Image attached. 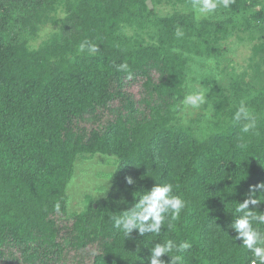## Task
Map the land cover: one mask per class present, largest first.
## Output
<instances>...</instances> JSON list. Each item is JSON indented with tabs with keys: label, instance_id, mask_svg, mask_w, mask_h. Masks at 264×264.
<instances>
[{
	"label": "trees",
	"instance_id": "1",
	"mask_svg": "<svg viewBox=\"0 0 264 264\" xmlns=\"http://www.w3.org/2000/svg\"><path fill=\"white\" fill-rule=\"evenodd\" d=\"M147 1L0 0V264H142L165 238L191 243L183 264H247L228 225L245 193L264 183V0H234L200 20L191 0H151L174 7L164 15ZM49 26L56 30L35 45ZM232 37L253 42L244 68L226 58ZM84 39L100 51L79 54ZM196 57L226 65L200 74L207 103L184 122ZM125 61L131 80L116 71ZM241 99L257 134L232 123ZM97 153L116 161L109 191L70 214L76 161ZM157 181L186 200L179 220L160 236L124 237L111 216Z\"/></svg>",
	"mask_w": 264,
	"mask_h": 264
},
{
	"label": "clouds",
	"instance_id": "2",
	"mask_svg": "<svg viewBox=\"0 0 264 264\" xmlns=\"http://www.w3.org/2000/svg\"><path fill=\"white\" fill-rule=\"evenodd\" d=\"M234 0H191V10L196 20L207 18L215 14L218 9L230 8ZM184 35L182 29L177 27L176 36ZM100 51V46L88 39L79 43L77 52L87 53L90 56L96 55ZM213 63V61H209ZM116 71L127 73V78L132 79V72L129 64L125 61L116 65ZM219 79V77H217ZM207 90L199 89L188 92L181 101V110H198L207 103ZM211 118V114H206ZM232 123L238 125L242 134H257V119L248 106L246 100L241 99L238 107L232 115ZM128 185L135 183L131 176L126 177ZM107 185V184H106ZM106 185H102L100 193L108 191ZM106 189V191H105ZM137 199L121 214L111 216L113 228L129 238L134 231L140 236L152 235L160 236L162 229L164 232L173 230L172 221L179 220L181 213L187 206L186 200L174 191L171 182H158L150 190H142L133 193ZM264 204V183L252 186L243 202H238L232 209L233 221L228 228L234 233L231 235L234 241H241V248L249 255L247 264H264V211L259 210V206ZM250 206L257 208L252 210ZM55 211L60 212L61 205L57 202ZM229 234L228 231H225ZM192 247L187 240L179 243L171 238H165L163 242L152 241L150 254L147 258L140 257L142 264H166L162 259L165 255L170 257V264H183V253ZM139 251V250H138ZM138 255V253H136Z\"/></svg>",
	"mask_w": 264,
	"mask_h": 264
},
{
	"label": "rangeland",
	"instance_id": "3",
	"mask_svg": "<svg viewBox=\"0 0 264 264\" xmlns=\"http://www.w3.org/2000/svg\"><path fill=\"white\" fill-rule=\"evenodd\" d=\"M159 14L171 13L174 7L168 2L164 1L157 7L153 5ZM56 30V26H49L44 29L35 40L34 44L39 45L42 40L46 38V34ZM1 38H4L1 35ZM253 42L244 41L239 42L235 37L230 38L225 42L228 47L226 58L231 59L232 63L238 69L246 67L249 62V57L252 54ZM209 59L195 58L191 62V73L188 80L187 93L201 89L199 84L200 74H210L217 72L218 64L222 62L209 63ZM222 65H226V60ZM140 90L139 85L132 87V92L137 95ZM138 96V95H137ZM203 105L198 110L181 111L182 120L187 122L189 118L196 117L198 113L203 111ZM116 161L111 155H104L97 153L93 156L79 157L75 164V171L73 177L68 185L67 193L69 195L68 211L74 213L81 211L87 203V199L92 198L96 201L107 195L111 181L112 173L115 168ZM107 184V185H106ZM102 185H106L108 191L100 193ZM106 191V189H105Z\"/></svg>",
	"mask_w": 264,
	"mask_h": 264
},
{
	"label": "water",
	"instance_id": "4",
	"mask_svg": "<svg viewBox=\"0 0 264 264\" xmlns=\"http://www.w3.org/2000/svg\"><path fill=\"white\" fill-rule=\"evenodd\" d=\"M147 4L149 5V8L152 9L153 8V3L151 0H148L147 1Z\"/></svg>",
	"mask_w": 264,
	"mask_h": 264
}]
</instances>
